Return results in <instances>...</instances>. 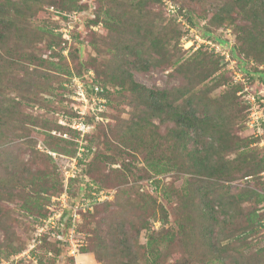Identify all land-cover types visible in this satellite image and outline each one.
<instances>
[{
  "label": "trees",
  "instance_id": "1",
  "mask_svg": "<svg viewBox=\"0 0 264 264\" xmlns=\"http://www.w3.org/2000/svg\"><path fill=\"white\" fill-rule=\"evenodd\" d=\"M59 1L61 2L59 3ZM59 1L49 0L47 4L41 6L42 0H22L20 3L8 0L3 2L0 0V42L10 37L12 28L18 27L16 25L18 18L12 17L10 6L16 8L18 16H21L22 13L36 16L41 15L40 17L46 21V25L41 27V31L47 32L50 37V51L48 52L49 54H44V57L40 56L38 58L39 62L42 63L41 65L47 64L49 69L61 72L63 69L60 67L63 66V62L69 58L71 53V49L67 54L64 53V50L70 48L77 35L80 38L81 32L79 26L76 27L75 25V28L70 30L72 40L69 41L65 37L62 28L69 26V17L75 10H78L93 14V16L87 15L86 25L103 24L104 22L108 31L122 32L124 30L123 32L129 35V38L140 37L144 40H149L148 44L151 52L148 51L149 49H144L143 44L146 42L143 40L137 44L131 41H123L122 46L114 47L115 57L108 62L109 66L104 70H96L97 75L89 76L90 79L85 81L89 97L102 96L105 98V102L95 104L96 110L94 112L87 111L83 119L86 124L91 125V128L82 136L80 130L72 127V123L81 116L79 108H76L72 102L69 103L67 108H60V111L54 112L50 110L52 112V114L50 113L51 121L55 125L50 126L49 129L57 132L59 137L50 134L51 138L45 141L44 145L50 150L58 152V157L55 158L46 151L45 153L55 161L57 159L56 163L59 164H65L68 159L75 157L78 159V164L79 161L85 162L84 156L87 155L86 152L91 153L95 151V148L90 144V136L97 127V123L105 124L110 121V110L112 104H114L115 96L128 90L130 93V105L133 107V117L130 119L119 118L116 124L110 126L108 130H104L102 134L103 143L106 145L107 150L104 153H96L94 160L92 159L90 162L92 166L90 169L92 170L96 163H99L98 169L104 166L110 167L112 163H115L114 165L118 166L112 169L110 173L113 174L110 175H115L120 182L128 181L129 175L135 177V172L132 168V162L127 161L125 155L127 153L128 156L132 157L138 153H142L144 155L145 170L149 174L139 177H147L148 179L155 177V180L151 184L153 190L147 193L140 192L133 198L130 192H124L126 205L121 209L119 220L124 222L130 221L136 230L139 229L137 227L150 230L152 220H156L159 217H161L164 224L169 223L171 216L169 208L166 202H159L158 199L164 198V200L168 201L173 197L168 183L158 178V176L171 171H177L178 173L186 172L189 176L185 192L182 194H179V190L176 192L178 199L175 203L177 211L174 221L177 223L178 231H170L168 229L160 233L159 237L155 240L153 236L148 238L145 247L149 251L144 259H151L152 264H158L162 256H164L162 255L160 245L164 242H169L170 246L174 238L179 237L182 242L176 243L174 258H179L180 264H192L193 256L195 261L201 264H264V243L263 247L255 249L257 252H254L253 243L247 238L240 243L239 247L238 243L235 244L232 241V237L238 235L243 237L242 233L246 234L253 230L255 221H264V193L261 192L262 190L259 191L260 188H251L257 194L258 202L263 203L261 206L254 207L247 212L245 220L241 207L244 202L252 201L253 198L249 193L242 191L243 193L241 192L238 195L228 196L226 193L219 194L215 191V181H235L238 180V174H241L247 180L251 176L250 180L253 183V181L260 178L259 174L264 170V156L254 157L253 151L248 152L243 149L242 146L247 145L248 141L245 142L244 138H238V135L233 134L230 125L226 122V120L230 119V116L227 114L231 113L230 110L235 105L232 93L228 92L224 99H212L209 97L208 90L203 92V94H199V96H195V94L188 95L191 91L190 88L199 82L193 83L189 87L179 86L170 91L167 88L158 86L148 87L134 79L132 69L148 70L151 67L170 64V59H167L169 56L164 51L171 44L174 29L171 31L170 24L164 25L161 31L155 34L151 28H148L153 27L154 24L152 22L147 21L149 24L141 25L139 21L140 17L146 14L145 6H147L149 0L130 1L131 7L135 8V10L129 12L131 13L130 17L133 19L130 24L132 28L126 30L127 26L122 13L121 15H117V6L119 7L120 3L114 4V0L103 2L105 5L104 12L109 16L106 19H103L100 15V5L97 3V0ZM176 3L180 14H183L188 22L195 25L191 22V16H189L192 12L183 3ZM235 11L238 14H243L245 20L251 26L242 29L246 35L239 38L241 42L240 46L238 41H236L237 34L235 35L234 44L231 46L232 54L239 59V67H242L251 82L253 80L264 81V69L257 67V71L251 70L248 67V63H245V66L244 62L247 59L242 54V51H244L248 56L264 58V0H226L208 18V22H214L217 28L214 31L208 30L205 32V30V34H203L208 35L215 41L227 44L221 36L224 29L231 27L230 23L233 22L232 15ZM46 14L52 18L51 21L45 17ZM54 16L58 18H54ZM172 18L178 21L174 16ZM63 20L65 21L64 25L61 22ZM208 22H205V26L208 25ZM183 31L181 30L182 36L179 34V38L185 35L186 32L184 31L183 33ZM83 36L87 35L84 34ZM83 36L81 35V40H78L79 43H84ZM54 38L56 39L54 40ZM86 41H88L89 45H93V43L96 45L90 39ZM56 48L58 49L54 51ZM201 52H210L220 62V57L213 51L207 50L206 47L195 51L196 55ZM195 56L185 62L186 67L195 70L198 67L204 66V64H208V60L202 58L195 59ZM91 63L94 64V62ZM83 65L86 66L85 64ZM86 68V72H90L89 69H92L90 64ZM111 68H114L115 71L109 70ZM212 69H217L216 64H213ZM64 74L68 75L67 81L70 83L67 87L71 89L75 73L65 72ZM109 83L114 85V87H111ZM36 85L39 86V84ZM96 86L100 88V91H96ZM241 87L240 84H236L235 92L237 93ZM70 89L68 93L71 94ZM263 99H261V105H264ZM5 105L7 104L0 102V142L9 136V124L16 119L12 118L13 116H17L18 109L14 104L11 107H6ZM99 106H103V108L99 109ZM247 107L248 105L244 104L243 108L245 110H247ZM246 113L247 119L248 111ZM97 116H103L107 120H96ZM30 118L31 120L26 118L25 122L39 124L38 118H34L32 115ZM62 119L64 123H61ZM155 120H158V123H155ZM166 123H171V126L167 132H162L160 129L161 124ZM43 125L49 126L48 123H43ZM65 133L68 134V138L62 136ZM240 144L241 147L238 148ZM69 145L75 146L76 150L69 149ZM0 148L5 149L4 146ZM81 148L83 150L79 156L78 152ZM34 149L37 148L35 147ZM238 149H240L239 152ZM6 150L8 153L10 149L6 148ZM232 150H236V156L227 159L228 152ZM3 154V150L0 149V166H4L9 171L8 173L11 177L10 180H4L5 185L18 186L17 192L20 195L19 197L23 199L22 205L20 204L23 209H26L27 212H38L42 218L53 214V209H47L42 206L38 193H32V183L39 187V192L46 191L50 197H53L54 194L52 193L55 192L58 193L55 195L60 196L65 191V178L59 179L61 183L55 186V183L47 179V177L53 178L50 172L40 170L36 173L31 166H25L23 169L21 167L18 168L15 165L13 166L12 161L8 159L4 160ZM102 173L104 172L100 171L96 175V178L99 180L93 178H89L88 180L87 177L85 184L81 186V189L75 195L71 193L70 184L72 178H70L68 192L70 194L71 205L78 204L82 199L91 197L93 190L99 191L102 188H106L104 184L100 183L107 180V175ZM90 182H94V185H91ZM257 183H260V181ZM107 187L111 189L114 187L116 189L115 187L117 186L110 185ZM249 189L250 187L248 186L246 190L249 191ZM114 194V198L98 202L92 211L82 213L81 220L78 222L79 229L85 230L86 219L89 221L88 216L93 218L100 211L99 206L103 205L104 209H108V207L115 205V201L119 197L116 200L114 199L119 194V190L116 189ZM33 203L38 204L43 209L40 210ZM225 203L227 204L225 205ZM238 207L241 210L238 211ZM125 209L128 210L126 213H129L127 216L122 212ZM65 210L64 217L60 221L71 215V209L66 208ZM4 213V210L0 207V214L4 216ZM238 218L241 219L239 224ZM122 231L128 233L126 230ZM43 239L48 240L45 246L50 248V250L48 249L49 254H52L50 251H54L55 253L54 255H49L48 259H54V257L59 256L58 254L62 253L63 250L67 253L68 244L63 240H54L49 234H45L42 237V241ZM88 239L87 246H84L82 250L88 252L90 256L94 255L95 259L101 264H133L134 261L138 262L140 260L139 253L137 250L132 249L129 243L128 234L122 237L116 246L119 248L120 257H122L121 262H118L114 254L112 255L109 249L106 248L104 239H101L99 236L94 239L95 241L90 242V237ZM124 240L126 241L123 244V248L120 244ZM227 240L230 241L227 243ZM253 242L256 243L257 240ZM200 244L203 247L209 244L207 254L204 256L195 255L194 250L200 247ZM19 249L13 251L15 252ZM71 259L74 260L73 258ZM124 259H126V262ZM141 264H145L144 261Z\"/></svg>",
  "mask_w": 264,
  "mask_h": 264
},
{
  "label": "rangeland",
  "instance_id": "2",
  "mask_svg": "<svg viewBox=\"0 0 264 264\" xmlns=\"http://www.w3.org/2000/svg\"><path fill=\"white\" fill-rule=\"evenodd\" d=\"M2 1L5 2L6 0ZM8 1L20 3L22 0ZM42 1L43 2H41V6L47 4L49 0ZM104 1L107 0H97V3L100 5V15L103 17V19H106V17L109 16L104 12ZM130 1L135 0L113 1L114 4L120 3V6H117V15H121L122 13V17L124 18V22L127 26L125 30L132 28L130 24L132 23L133 19L130 17L131 13L129 12L135 10V8L131 7ZM170 1L175 3L181 2L188 8V10L192 12V14L189 15L191 16V22L200 28L199 33L201 34L202 38L207 40L211 37L204 35V31H214L217 28V25L214 22H208V18H210V16H212V14L217 11L218 7L221 6L226 0H149L147 6H145L146 14L141 16L139 21L141 25L149 24L147 21L152 22V24H154L153 27L148 28H151L155 34L160 32L164 25L170 24L169 27L171 31L174 29L171 44H169L167 47L168 49L164 51L169 56L167 59H170V64L159 67H151V69L148 70L132 69L134 79L139 83L147 85L148 87L158 86L167 88L170 91L172 89H176V87L179 86L189 87L191 84L199 82L190 88L191 91L188 93V95L195 94V96H199V94H203V92L208 90L209 97L212 99H224L228 92L232 93V99L235 105L232 109L233 111L230 110L231 113L227 114L230 116L231 121L229 119L226 120V122L230 125L233 134L238 135V138H244L245 142L248 141L247 145L242 146L243 149L248 152L253 151L255 154L254 157L264 156V147L257 145L258 143L252 136L251 131H249V129L245 126L247 110L243 108L244 103L242 102V99L238 93L235 92L236 84L233 82L231 73L226 69L225 65H222L220 62H218L217 58L210 52H201L200 54L196 55L195 50L191 48L190 41L184 44L183 38L185 35L180 38L178 37L179 34L182 36L181 30L183 31L184 26L181 22L173 19V15L168 11L166 4ZM60 2L61 1H59V3ZM10 13L12 17L18 18L16 23L18 27L12 28L13 30L11 31L10 37L7 39L5 38L0 42V56H2L0 58V102L6 103V107H11L14 104L18 109L17 116H13L12 118L16 119L11 121L9 124V136L4 141L0 142V144H2L0 147L4 146L5 148H0L4 152L2 157H4V160L8 159L9 161H12L13 166L15 165L18 168L21 167L23 169L25 166H31L36 171V173H38L40 170H43L44 172H50L53 178L47 177V179L50 180V182L55 183V186L61 183L59 179H64L67 176V173L69 175H72L73 173L75 176L71 177L72 179L70 184L72 195H75L79 192L81 186L85 184L87 177L99 180L96 178V175L100 171L104 172L107 175V180L106 182L103 181L100 183L104 184L108 190H113L115 192L116 189L119 190V194H117L118 196H115L114 200H116L117 197L119 198L115 201V205L108 207V209H104L103 205L99 206L100 211L97 212L93 218L88 216L89 221L86 219L85 230L90 233V242L95 241L94 239H96L98 236L101 237V239H104L103 241L106 248L109 249V252H111L112 255L114 254V257L116 260H118V262H121L122 257H120L118 252L119 248L116 246L119 244V240L128 234L129 243L131 244L132 249L137 250L140 257V260L138 262L134 261L133 264H141L143 261L145 264H152L151 259H144L149 251L148 248L145 247L147 244L146 242L151 236L154 237V240L157 239L160 233L165 232L168 229L170 231H178L177 223L174 221L177 211V206L175 203L178 199L176 192L177 190H179V194L185 192V186L187 185V180L189 179L188 174L186 172L178 173L177 171H171L158 176V178H161V180L168 183L170 188L169 190L173 197L168 201L164 200V198L158 199L159 202H166L171 213L170 222L164 224L161 217H159L156 220H152V226L150 230L141 227H137L139 229L136 230L135 227L131 225L130 221H120L119 215L122 207L126 205L124 200L125 191L130 192L131 197L134 198L140 192L147 193L150 190H153L151 184H153L152 182L155 180V177H151L149 179L147 177H139L149 174L145 170L144 155L142 153H138L137 155L131 157L126 153V160L132 162V168L135 172V177L133 175H129L128 181L120 182L115 175H110L113 174L110 173L112 169L118 166L114 165L115 163H112L110 167L104 166L99 168L100 170L98 169L99 163H96L94 167L95 169H90V167H92L90 162L92 159L94 160L96 153H104L107 150L106 145L103 143L102 134L104 130H108L110 126L116 124L119 118L130 119L133 117V107L130 105L131 102L129 91H123L122 93L115 96L116 98L114 99V104H112L110 110L111 119L108 121L109 123H97V127L90 136V144L95 148V151L91 153H88V151L86 152L87 155L84 156L86 159L85 162L83 161L82 163L79 161L78 164L72 159H68L65 164H59L56 163V161H58L57 159L55 161L39 147V144H45V141L50 139L51 135H53V131L49 129L50 126L55 125L54 122L51 121V111L56 112L57 110L60 111L63 107L67 108L69 103L72 102L76 108L87 106V111L94 112L95 107H92V105L88 102L89 98L91 101L96 100L97 97H89L87 88L85 86V81L90 79L89 76H93L94 74L96 76L97 71L104 70L107 66H109L108 62H110L111 59L115 57V53L113 51L114 47L122 46L123 41H131L132 43L137 44L143 40L146 42L143 44L144 49L148 50L149 40L147 41V39L144 40L140 37L129 38V35L123 32L124 30L122 32H114L111 30L108 31V28H106L104 22L103 24L99 23L96 25H86L87 15L93 16V14L80 11L79 18L77 15V23H74L71 30L75 28V25L76 27L79 26V30L81 31L80 38L81 35L83 36L84 34L87 36H83L84 43H79L78 40L81 39L77 35V38L74 39L72 45H70V48H66L64 50V53L67 54L71 49L70 56L66 61L63 62V66L60 67L63 69V71L56 72L54 69H49L47 64L41 65L42 63L39 62L38 59L44 54H49L48 52L50 51V37L47 32L41 31V27L46 25L45 19L41 18V15L36 16L29 13H22L21 16H18L16 14V8L12 6H10ZM232 16L233 22L230 23L231 27L228 28H231L232 34L234 36L237 34L236 41H238L240 46L241 42L239 38L246 35L242 29L251 25L245 20L243 14H238L237 11H235ZM45 17L50 21L52 19L47 14ZM54 18L58 17L54 16ZM206 21L208 22V25L205 26ZM61 22L63 25L65 24L64 20ZM64 31L67 30L64 29ZM55 39L56 38H54V40ZM88 39H90L92 42H95L96 45L94 43L93 45H89L88 41H86ZM57 49L58 48L54 49V51ZM148 51L151 52L150 49ZM242 54H244L245 58L247 59V61L244 62V65L246 66L245 63H248V67H250L251 70L253 69L257 71V65L251 64L250 61H253L255 64H264V58L248 56V54L246 52L244 53V51H242ZM194 56L195 59L202 58L208 60V64H204V66L198 67L195 70H192L190 67H186L185 62L190 58H194ZM91 62H94V64ZM83 64L86 66L90 64L92 68L89 69L90 72H86L87 68ZM213 64H216L217 69H212ZM109 70L115 71L114 68ZM63 72L75 73V78L73 77V84L72 86L70 85L71 89L70 87H67L70 83L67 81L68 75L64 74ZM36 84H39V86ZM109 85L114 87V85L111 83H109ZM81 87L84 88V95L79 93L83 91L80 89ZM69 89L73 93H71L72 95L68 93ZM101 102H103V100ZM31 115L34 118H38L37 121L39 124L25 122L26 118L31 120ZM43 123H48L49 126L46 127L43 125ZM155 123H158V120H155ZM170 126L171 123L161 124L160 129L162 132H167ZM54 135L58 136L57 134ZM35 147L37 149H34ZM239 147H241V144L238 146V148ZM6 148L10 149L8 153ZM68 148L76 150L75 146L72 145H69ZM240 149H238V152ZM235 151L236 150H232L231 152H228L229 154L227 155V159L235 157ZM8 172L9 171L4 166H0V207L5 212L4 216L0 214V264H74V260H72L64 250L62 253L58 254L59 256L54 257V259H48L49 255L51 256L52 254H55L54 251H50L52 254H49L50 248L45 246L46 241H50L48 238V240L43 239V241L35 243V245L32 247L36 228L40 223L42 216L39 215L38 212L32 213L30 211L27 212L26 209V211L23 209L21 206L23 199L19 197L20 195L17 192L18 186L12 187L5 185L4 180H10L11 178ZM259 177L260 178L253 181V183L250 180L251 178L247 180L246 177H242L241 174H238V180L235 181H215V191L219 194L226 193L228 196L238 195L242 191L249 193L253 198L252 201L244 202L241 207L244 214L243 218L245 220V214L247 212H249L254 207L261 206L263 203L258 202L257 194L251 190V188H260L259 191L262 190L261 192L264 193V179L260 176V174ZM256 181H260V183H257ZM110 185H115L117 187H115L116 189H114V187L112 189L107 187ZM248 186L250 187L249 191L246 190ZM38 188V186L32 183V193H38L42 206L46 207L47 209L58 207L57 202L60 200L57 199L54 202L53 197H50L48 192H39L40 190ZM52 194L55 195L58 193L54 192ZM112 198H114V196ZM226 204L227 203H225V205ZM33 205L40 210L43 209V207L39 206L38 204L36 205L33 203ZM241 208L239 209L238 207V211L241 210ZM60 210L61 209H57L55 212L58 213ZM122 212L125 213V216L129 215V213H126L128 212L127 209L122 210ZM239 222H241V219L238 218V224ZM122 230H126L128 233ZM242 235L243 237L239 235L232 237V241L235 244L238 243L239 247L240 243L243 242L245 238H247L249 241H252L254 252H257L255 249L263 247L264 243V221H255L254 229L247 232L246 234L242 233ZM255 240H257L256 243L253 242ZM125 241L126 240L120 244L122 247ZM229 241L230 240H227V243ZM179 242L182 241L179 237H176L170 246L168 244L169 242H164L160 245L162 255L164 256H162L158 264L181 263L179 258H174V252L177 246L176 243ZM18 248H20L18 251H13ZM208 249L209 244L204 247L202 244H200V247H197L194 252L195 255L204 256L207 254L206 252ZM260 256L262 257L261 254ZM124 260L126 262V259ZM192 264L201 263L195 261L193 256Z\"/></svg>",
  "mask_w": 264,
  "mask_h": 264
},
{
  "label": "built area",
  "instance_id": "3",
  "mask_svg": "<svg viewBox=\"0 0 264 264\" xmlns=\"http://www.w3.org/2000/svg\"><path fill=\"white\" fill-rule=\"evenodd\" d=\"M168 11L184 26L185 36L183 38L184 44L190 41L191 48L195 51L199 50L202 47H206L207 50L213 51L218 57H220V63L225 65L226 69L232 74L233 82L235 84H240L242 87L238 90V95L241 97L242 102L247 104L248 118L246 119L247 126L251 129L252 133L256 137H261L260 145H264V105H261V99L264 98V81L262 80H253L251 82L250 78L246 75V72L239 67V59L232 54L231 46L234 44L235 36L232 34L231 28H226L223 30L222 38L227 42L223 43L220 41H215L211 38L205 40L202 38L199 33V27L192 25L185 19L183 14H180L178 11V5L173 2H167L166 4ZM77 15L79 18L80 11L75 10L70 18L69 26L62 28V31L65 33V37L71 41L72 35L70 30L73 28L74 23L77 21ZM66 29L67 31H64ZM183 44V45H184ZM194 46V47H192ZM186 48V49H191ZM254 64V62H251ZM260 68H264V65H260ZM81 93L84 95V88ZM96 91H100L98 86L95 87ZM96 100H91L89 102L92 107H95V103L105 102V98L102 96H96ZM92 98V97H91ZM103 100V102H101ZM264 101V99H263ZM103 106H99V109H102ZM98 109V110H99ZM96 110V107H95ZM79 112L81 114L78 120H75L72 123V127L81 131L82 136L85 135L91 125L86 124L83 121L87 113V106L79 107ZM97 119H102L101 116H97ZM61 123H64V120H61ZM65 137H69L68 134H64ZM83 148L80 149L78 155L82 154ZM54 157H57V153L51 150H47ZM75 163L78 162L77 157L73 158ZM264 175V171L262 172ZM70 176H75L73 173L69 175L67 173L66 178V190L60 196H54L53 201L57 199L60 200L57 202L58 207L52 208L54 210L53 214H50L46 217L41 218L40 223L37 225L35 238L33 239V245L37 242H41V238L46 235H51L52 239L63 240L68 244L67 252L69 256L76 259L75 264H100L98 261H88L85 262L84 253L82 252V247L87 244L88 233L84 230L79 229L78 222L81 220L82 213L87 211H92L98 202H103L107 199H111L114 196L115 191L102 188L99 191L93 190L91 197L82 199L78 204L71 205L70 194L68 192V178ZM62 198V200H61ZM68 208L71 209V215H68L64 220L60 221L64 217V210ZM61 209L58 213L55 211ZM70 226L67 227V225ZM18 257V256H17Z\"/></svg>",
  "mask_w": 264,
  "mask_h": 264
},
{
  "label": "clouds",
  "instance_id": "4",
  "mask_svg": "<svg viewBox=\"0 0 264 264\" xmlns=\"http://www.w3.org/2000/svg\"><path fill=\"white\" fill-rule=\"evenodd\" d=\"M253 62V61H252ZM254 65H257V67H259L260 68V65H264V64H255L254 63ZM261 69H264V68H261ZM231 76H232V74H231ZM233 78V77H232ZM238 93V92H237ZM102 117V119H100V120H107V118H105V117H103V116H101ZM246 121V120H245ZM245 126L249 129V127L247 126V123L245 122ZM249 131H251V129H249ZM53 134H57V132H55V131H53ZM251 134H252V136L256 139V142L258 143L257 145H259V146H261V147H264V145H260V139H261V137H256V136H254V134L252 133V131H251ZM62 136L63 137H65L64 136V134H62ZM263 137H264V135H263ZM65 138H68V137H65ZM39 147L42 149V150H44V151H46V152H48L47 150H50L49 148H47L44 144H39ZM51 151H53V150H51ZM54 152H56V151H54ZM49 153V152H48ZM57 153V157H58V152H56ZM49 154H51V153H49ZM52 155V154H51ZM53 156V155H52ZM54 157V156H53ZM57 157H55V158H57ZM73 160V159H72ZM78 163V162H77ZM264 170H262L261 172H260V176L264 179V175L262 174V172H263ZM71 177H74V176H70L69 178H68V184H69V180H70V178ZM250 178H251V176H249ZM66 178H67V176L65 177V190H66ZM88 180H89V178H88ZM90 184L91 185H94V182H90ZM55 196V195H54ZM53 196V197H54ZM70 202H71V199H70ZM66 210H64V212H65ZM85 232H87L86 230H84ZM88 233V232H87ZM90 237V233H88V236H87V244H88V238ZM41 241H42V238H41ZM38 243V242H37ZM87 244L85 245V246H87ZM84 247V246H83ZM82 247V248H83ZM81 248V249H82ZM82 252L84 253V256H81V258L83 257L84 258V261L85 262H88V261H93V260H96V261H98L97 259H94L92 256H90L89 255V253L88 252H85L84 250H82ZM68 253V252H67ZM69 255V254H68ZM69 257H71V256H69ZM71 258H73L74 259V264H75V262H76V259L74 258V257H71ZM99 262V261H98ZM101 264V263H100Z\"/></svg>",
  "mask_w": 264,
  "mask_h": 264
},
{
  "label": "crops",
  "instance_id": "5",
  "mask_svg": "<svg viewBox=\"0 0 264 264\" xmlns=\"http://www.w3.org/2000/svg\"><path fill=\"white\" fill-rule=\"evenodd\" d=\"M92 257L95 259L94 255H92Z\"/></svg>",
  "mask_w": 264,
  "mask_h": 264
}]
</instances>
